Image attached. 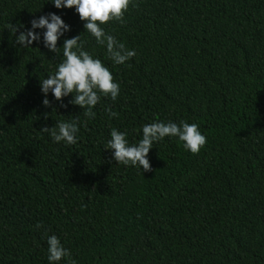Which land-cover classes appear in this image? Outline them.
Returning <instances> with one entry per match:
<instances>
[{
  "label": "trees",
  "instance_id": "trees-1",
  "mask_svg": "<svg viewBox=\"0 0 264 264\" xmlns=\"http://www.w3.org/2000/svg\"><path fill=\"white\" fill-rule=\"evenodd\" d=\"M49 13L70 26L57 47L80 35L120 85L94 118L71 94L43 105L63 60L46 29L28 48L6 29ZM124 20L101 25L136 52L116 65L75 8L0 0V264H49L52 235L76 264H264V0H133ZM73 120L76 144L40 131ZM157 121L196 123L207 143L154 142L149 172L105 149L113 128L131 145Z\"/></svg>",
  "mask_w": 264,
  "mask_h": 264
},
{
  "label": "clouds",
  "instance_id": "clouds-1",
  "mask_svg": "<svg viewBox=\"0 0 264 264\" xmlns=\"http://www.w3.org/2000/svg\"><path fill=\"white\" fill-rule=\"evenodd\" d=\"M57 9L75 8L80 19L85 21L84 28L96 40L98 45L105 47L108 58L116 65H123L136 55L134 50H129L119 42L115 36L105 32L101 25L111 21L124 24L125 13L129 10L133 0H51ZM31 29L22 31L16 36L20 26L9 23L7 28L15 36V44L23 48L30 47L33 42L41 40V34L35 29H46L43 33V43L55 55L60 54L62 48L63 60L58 65L57 70L40 80L41 92L44 94L43 105L51 107V102L47 99L49 92L55 100L61 101L63 98L72 95L70 104L79 106L84 110V115L94 118L96 113L93 108L101 100V97H111L115 101L120 93V85L115 82L112 72L104 63L94 58L92 54L84 49V42L81 36L77 35L67 38L62 47H57L58 40L65 32L70 30V26L55 13L40 16L38 19L30 21ZM110 117H118V113L110 108L106 109ZM48 114L44 117L47 119ZM42 133H47L53 142H65L67 144L77 143V133L79 132L78 121H60L54 127H42ZM126 133L113 128L110 132V139L105 149L114 150L112 159L123 165L139 166L144 172L152 171V167L147 159L154 142H159L165 137H178L183 142L185 150L192 154H199L206 145L207 139L203 135L196 123L181 121L180 124L173 122H153L142 127V139L138 143L129 144ZM37 227H42L37 224ZM49 264H58L64 258L67 264H76L71 258V252L65 248L57 236L52 235L47 239Z\"/></svg>",
  "mask_w": 264,
  "mask_h": 264
}]
</instances>
